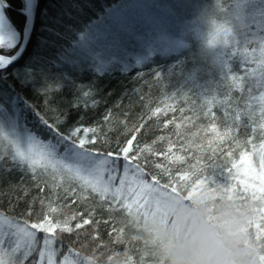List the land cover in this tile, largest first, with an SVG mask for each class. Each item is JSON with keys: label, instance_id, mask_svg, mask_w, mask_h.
I'll return each mask as SVG.
<instances>
[{"label": "trees", "instance_id": "obj_1", "mask_svg": "<svg viewBox=\"0 0 264 264\" xmlns=\"http://www.w3.org/2000/svg\"><path fill=\"white\" fill-rule=\"evenodd\" d=\"M125 1L38 0L36 25L28 48L20 60L0 67V126L6 127V122L1 124L2 111L9 118L18 115L21 136L25 132L32 134L45 145H56L57 132L69 135L76 128L95 129L94 134L89 132L87 136L96 142L85 147L105 155L118 152L135 137L129 155H138L136 162L147 174L145 179L151 182V176L156 175L161 184L168 183L169 175L156 168L157 163L178 180L177 174L190 165L204 169V175L218 174L220 168L211 165L230 167L242 151L252 153V144L258 150L260 106L250 99L248 89H252L251 96L264 92V85L257 86L260 73L256 71L264 50V0H133L149 16L159 15L161 27L155 40H145V35L138 39L137 35L152 28L146 26L149 22L141 23L133 37L121 32L118 48L110 50L116 53L120 49L124 56L104 54L98 59L99 67L94 64L96 57L89 64L82 59L88 57L82 51H73L72 45L86 34L104 9L117 8ZM1 2L7 18L21 34L26 0ZM223 28L230 30L228 47L222 43ZM158 33H162L161 38ZM17 50V46H0V53L5 55H14ZM226 52L235 55L226 57L225 67L220 58ZM245 59L255 75L247 78L243 94L233 90L232 95L239 99V107L245 112L250 104L254 115H243L240 131L221 139L210 130L211 122L203 113L212 108L219 117L217 130L223 133L227 124L219 95L232 89V81L223 79L224 73L230 69L242 74L241 62ZM253 121L255 133L251 128ZM250 135L252 144L247 143ZM0 136L12 138L1 130ZM78 136L83 137L84 132ZM9 151L6 144L0 146V153L5 154L0 163V216L29 223L39 222L46 215L53 222L67 219L73 231L57 229L55 233L60 249L57 264L65 255L77 264H84V258H91L93 264H123L129 256L132 264H158L154 247L144 239L142 218L137 225L126 210L118 204L113 206L110 196L102 201L90 189L83 192L66 173L61 175L49 168L37 169L34 175L30 170L13 167ZM229 151L233 153L231 157L227 156ZM57 152L63 156L64 147L57 145ZM176 156L185 159L176 161ZM252 159L258 167V157L253 155ZM119 163L123 175L122 157ZM194 179L192 176L189 183ZM223 183L224 176L218 175L213 188ZM233 195L238 203H244L238 199L242 195L239 185ZM86 219L90 223L84 224ZM78 223L82 227L76 228ZM42 236L40 233L38 239ZM69 249L79 253V257L70 255ZM38 251L39 248L25 264L38 260Z\"/></svg>", "mask_w": 264, "mask_h": 264}, {"label": "snow or ice", "instance_id": "obj_2", "mask_svg": "<svg viewBox=\"0 0 264 264\" xmlns=\"http://www.w3.org/2000/svg\"><path fill=\"white\" fill-rule=\"evenodd\" d=\"M224 39L222 43L228 47L230 30L223 28ZM235 53L226 52L221 58L220 62L223 66H227L228 59L226 57L233 56ZM261 59L258 64V71L260 79L257 81V86L264 85V50L261 51ZM241 73H232L229 69L224 73L223 79H231L232 89H225L219 95V105L224 114V120L227 124L223 133L217 130L216 121L219 119L216 112L209 108L204 112V118L211 122L210 130L221 139L232 136L233 132L240 131L241 117L243 115L253 116L251 105H246L249 111L239 107L240 101L233 97L232 91L236 90L243 94L245 91V82L248 77L255 75V71L247 67V59L241 62ZM252 89L248 92L250 99L256 101L260 106L259 129H260V144H252L253 137L250 135L247 139L248 144H252V153L242 151L239 155L238 161L232 162L230 167H221L220 165H211L212 168H220L219 173L213 172L210 175H204V169H197V165H190L188 170H184L182 174L176 176L169 174L168 169L164 168L162 164H155V167L161 169L163 174L169 175L168 183L161 184L156 175L151 176V182L145 179L147 175L141 165L136 161L137 156H130L132 142L135 139L127 142V146L119 149L118 152H109L106 155L90 151L85 147L88 143H95V138L88 139L89 132L95 133V129L85 128L83 130L76 128L71 134L63 135L56 133V145H42L34 141L31 136L21 137L14 130L10 131L12 139L9 142L10 151L7 155L10 157L13 167L21 170H30L35 175L37 169L47 171L49 168L54 169L61 175L67 174L73 181L79 183L83 192L89 189L92 193L99 196L100 200H105L111 197L113 206L119 205L120 208L127 211V214L134 218V222L140 225L141 218L143 225L147 222L149 216L155 215L157 212H162L167 201L171 198L180 195L179 189L183 186L189 188L187 195L190 197L193 192L201 187L213 188L217 185V176H224V183L220 184L223 192L230 199L237 201L233 193L239 191L242 193L238 197L240 206H248L251 204L257 214V222L252 227V236L257 242L264 241V92L259 96H251ZM193 110L196 111L195 105ZM167 127V124H165ZM252 133H255L256 122L253 121ZM84 132L83 137H79L78 133ZM57 145L63 146L65 152L60 156L57 152ZM171 148H169V152ZM215 150H213V153ZM158 156L165 155L164 153H156ZM233 153L229 151L228 157ZM258 157V167L254 164L252 156ZM123 160V175H120V160ZM5 159V154L0 153V163ZM170 160L173 158H169ZM176 161L183 162V156H176ZM134 170V171H132ZM235 170V171H233ZM199 171V175H197ZM131 172V175H130ZM225 172L227 175H225ZM105 173L107 178L105 179ZM195 179L189 183L191 177ZM119 179V186H115L114 182ZM230 180H235L236 183H229ZM183 181L184 183H180ZM75 191V189H73ZM247 198V199H246ZM250 200L252 203H248ZM258 205V206H255ZM55 211V209H52ZM74 219V217H73ZM6 222V224H5ZM84 224L90 223L89 220H84ZM142 225V227H143ZM76 228L82 227L81 224H76ZM5 228L7 231H5ZM61 232H72L73 228L69 226L66 219L63 223L53 220L49 216H45L39 222H27L26 220H19L9 218L7 216H0V264H25L33 253L38 251V260H34L32 264H57L56 255L60 251L56 241V230ZM115 231V229H113ZM123 232V229H120ZM43 233L42 238L38 239V235ZM5 236L8 237L9 247L5 249ZM14 245V246H13ZM56 246V247H54ZM69 254L79 257V253L68 250ZM19 254V255H17ZM7 257V259L5 258ZM112 260V257H109ZM264 262V257H261ZM59 264H77L75 260H69V256L65 255L59 261ZM84 264H93L91 258H84ZM123 264H132V257L129 256Z\"/></svg>", "mask_w": 264, "mask_h": 264}, {"label": "clouds", "instance_id": "obj_3", "mask_svg": "<svg viewBox=\"0 0 264 264\" xmlns=\"http://www.w3.org/2000/svg\"><path fill=\"white\" fill-rule=\"evenodd\" d=\"M188 191L182 186L142 227L158 264H264V241L252 236L257 214L251 204L240 206L220 186L190 197Z\"/></svg>", "mask_w": 264, "mask_h": 264}, {"label": "rangeland", "instance_id": "obj_4", "mask_svg": "<svg viewBox=\"0 0 264 264\" xmlns=\"http://www.w3.org/2000/svg\"><path fill=\"white\" fill-rule=\"evenodd\" d=\"M130 1L131 3H129ZM133 2V0H127L122 4H119L117 8L111 7L108 9H104L103 13L100 16L96 17V21L87 29V31L85 32L86 34H81L79 36L80 38H78L77 40V43H74L72 45L73 51H82L88 57H84L82 59L88 61L89 64H92L96 57L98 62L96 61L94 64H97V66L99 67L100 63L98 59H102V56L104 54H109V56L111 57L115 55L122 57L125 55V52L120 51V49L116 53L110 52V50H112L111 48H118L119 35L121 34V32H124V34L129 33L131 34L130 36L133 37L135 35H132V33L136 34L135 29L139 24L149 22L148 24H146V26L150 25L152 27V30L150 29L145 33L142 32L140 34L142 36L137 35V37L139 40H141V38H143V35H145V40H155V36L159 28L161 27L159 26V15L155 17L149 16L148 13L144 9H142L139 4ZM131 7L134 10H132ZM160 35L162 36V33H158V38H161ZM209 35L210 33L208 32V36ZM213 36L214 34L212 35V37ZM21 40L22 33L20 34L19 32H17V30L11 24L3 10V4L0 0V46H3L7 49L14 48L15 46L19 48L21 45ZM89 56L91 61L89 60ZM111 62L115 63L114 60ZM2 113L1 124L6 122V127L0 126L1 132L10 133L8 131L14 130L18 135L21 136L22 132L19 130V127L17 125L19 121L17 117L18 115H10L9 118V116L7 117L6 115V111H2ZM27 136H31L32 138H34V141L38 142L39 144L45 145V143H43L41 140L36 139L34 135L25 132L24 137ZM0 137L3 139L1 141L0 138V146L2 144H6V148L9 147L10 140H8V138L5 136ZM3 137L7 139L5 143V138ZM10 137L11 135L9 136V138ZM1 151L4 152L3 150ZM116 182L117 183H114V185L118 187L119 179H117ZM7 242L8 241L5 242V249L9 247ZM5 258L7 259V257Z\"/></svg>", "mask_w": 264, "mask_h": 264}, {"label": "water", "instance_id": "obj_5", "mask_svg": "<svg viewBox=\"0 0 264 264\" xmlns=\"http://www.w3.org/2000/svg\"><path fill=\"white\" fill-rule=\"evenodd\" d=\"M27 9L25 14V23L22 30L21 45L14 55H5L0 53V67L9 66L20 60L28 48L34 28L36 25V16L38 9V0H26Z\"/></svg>", "mask_w": 264, "mask_h": 264}]
</instances>
